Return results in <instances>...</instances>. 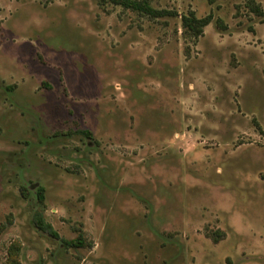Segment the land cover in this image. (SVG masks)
Listing matches in <instances>:
<instances>
[{"label": "rangeland", "instance_id": "374dc122", "mask_svg": "<svg viewBox=\"0 0 264 264\" xmlns=\"http://www.w3.org/2000/svg\"><path fill=\"white\" fill-rule=\"evenodd\" d=\"M150 2L0 0V264H264V18Z\"/></svg>", "mask_w": 264, "mask_h": 264}, {"label": "trees", "instance_id": "16d2710c", "mask_svg": "<svg viewBox=\"0 0 264 264\" xmlns=\"http://www.w3.org/2000/svg\"><path fill=\"white\" fill-rule=\"evenodd\" d=\"M102 3H111L115 6H120L126 10L136 12L138 14L146 15L151 18H160L167 15H176V13H171L165 10L155 9L150 0H100ZM247 6L249 7L251 13L255 14L257 17L264 18V10L260 4L255 0H247ZM212 16H207L204 18H198L194 14L182 16V26L183 28L190 32L195 38L203 35V30L212 22ZM264 20V19H263ZM217 25L223 28L222 21H217ZM79 134L92 138L91 132L88 130L79 131ZM37 200L39 204H43L45 200V189L39 187L37 189ZM34 226L42 233L49 235L54 239H59V234L54 230L51 224L45 221L42 213H35L33 217ZM62 243L68 248H77L85 246L83 238L79 237L76 240L67 241L62 239Z\"/></svg>", "mask_w": 264, "mask_h": 264}]
</instances>
